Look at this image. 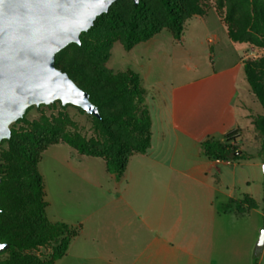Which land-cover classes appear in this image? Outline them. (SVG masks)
I'll use <instances>...</instances> for the list:
<instances>
[{
	"label": "crops",
	"instance_id": "crops-1",
	"mask_svg": "<svg viewBox=\"0 0 264 264\" xmlns=\"http://www.w3.org/2000/svg\"><path fill=\"white\" fill-rule=\"evenodd\" d=\"M206 17L194 16L186 25L203 26ZM217 18L216 28L224 32L203 34L201 40L211 68L171 87L165 97L157 93L154 115L149 108L150 146L129 157L119 178L102 158L81 155L64 142L44 150L51 160L42 176L52 216L79 225L63 259L75 264H252L258 246L257 264L264 263L256 222L246 227L244 220L256 209L241 215L222 211L230 199L256 197L239 186L237 161L200 151L202 141L241 132L253 120L254 95L248 83L239 87L251 48L230 40ZM159 34L130 50L146 51L161 40ZM184 43L183 34L178 40L171 36L172 48L187 52Z\"/></svg>",
	"mask_w": 264,
	"mask_h": 264
},
{
	"label": "trees",
	"instance_id": "trees-1",
	"mask_svg": "<svg viewBox=\"0 0 264 264\" xmlns=\"http://www.w3.org/2000/svg\"><path fill=\"white\" fill-rule=\"evenodd\" d=\"M198 1L139 0L135 4L133 0H116L107 12L95 19L87 31L81 32L79 44L70 43L58 51L54 57L55 66L66 72L89 94L91 102L100 112L98 118L92 116L103 126L106 138L100 145L77 131H64L59 140L81 155L102 158L106 169L119 178L129 157L136 152H145L150 146L151 117L140 75L130 68L112 71L101 63L109 57L116 31L121 33L119 41L126 50L163 29H167L173 39H180L187 21L205 14ZM214 2L217 11L222 13L223 10V20L230 40L264 47V0ZM100 21L104 22V28L94 37L92 32L98 28ZM76 53L93 58L97 63L85 68ZM243 72L250 92L264 109V55L256 59H244ZM253 125L261 134L259 151L264 152V115L255 118ZM10 131L11 137L0 142V242L9 244L0 252V256L6 254L0 258V264H53L65 255L70 241L79 233V226L74 227L61 221L52 222L46 215L48 202L37 164L41 153L58 140L45 144L41 153L29 148L4 151L2 144L12 141L16 135L15 130L11 128ZM237 133L238 129L225 134L222 139L209 138L202 141L201 153L209 158L229 162L251 158L252 154L236 145L234 140ZM22 135L35 138L27 132ZM262 201L264 209V188ZM257 207L259 205L256 201L245 194L242 198L230 199L222 211L226 213L232 210L241 215ZM49 243H52V253L47 261L37 259L27 252ZM260 249L256 246L252 264H257Z\"/></svg>",
	"mask_w": 264,
	"mask_h": 264
},
{
	"label": "rangeland",
	"instance_id": "rangeland-1",
	"mask_svg": "<svg viewBox=\"0 0 264 264\" xmlns=\"http://www.w3.org/2000/svg\"><path fill=\"white\" fill-rule=\"evenodd\" d=\"M198 4L205 11L207 19L203 26L185 25L183 35L185 36L186 44H184L189 51L184 52V50L179 51L178 49L172 48L171 34L167 29H163L159 32V39L161 40L147 47L146 51H141V49H139L140 47L133 50H126L119 41L121 33L116 31V37L114 41H112L109 50V57L105 62L101 63L102 66L112 71H123L130 68L137 72L140 77L144 79L142 81V86L146 90L145 102L148 109L150 106L153 107V115L155 114L154 104L156 102L157 93H161V96L163 95L165 97L171 87L185 81L196 79L204 75L211 68L210 57H208L205 52L206 44H201V40L207 33L209 36L213 31L219 33L221 31L224 32L221 28H216L218 26L217 17L224 22L223 10L222 13H220L215 9L214 0H199ZM101 28H104L103 21L99 22L98 28L93 30L92 35L95 37V34L98 33ZM245 44L251 48L250 51L248 50L245 53V59H256L264 55L263 46H256L247 42ZM75 55L85 68L90 67L93 63H97V60L89 58L82 53H76ZM242 84H247L244 75H242L241 82H239V87H241ZM239 91L242 94L244 92L241 88ZM251 98L252 102L250 109L254 120L259 115H264V109L257 99L254 97ZM64 106L65 107L61 106V103L57 100L50 104L30 106L21 118L9 125L10 129L12 128L15 130L16 135L12 141L2 144L3 150L8 151L18 148H29L41 153L43 146L48 142L54 140H58L57 143L63 142L59 140V137L64 131H77L87 139L97 141L100 145L105 142L104 128L99 122L94 120L92 115L87 114L74 105L65 104ZM253 120L249 122L250 124L247 123L246 127L241 130V132L238 131V135L234 140L240 149L244 150L246 153L252 154V157L249 159L236 160L237 167L235 169V176L239 181L240 187L243 186L246 192L250 189V192L256 196L254 199L259 205L256 211L251 212L250 215L245 214L244 219L246 227L256 222L257 243L262 230H264V209H262L264 152L259 151L261 134L254 128L252 124ZM24 132L33 134L35 138L32 139L22 135ZM50 161L47 155L44 153L41 155L37 164V168L41 175H43L46 164L49 165ZM57 206L60 212L65 211L59 203ZM53 209L48 205L46 206V215L48 219L52 222L60 221L52 216L54 214V212H52ZM27 252L37 259L47 261L51 258L52 243L45 246H38ZM5 256L6 254H3L0 258ZM62 257L54 261L53 264L73 263L71 260H66Z\"/></svg>",
	"mask_w": 264,
	"mask_h": 264
},
{
	"label": "water",
	"instance_id": "water-1",
	"mask_svg": "<svg viewBox=\"0 0 264 264\" xmlns=\"http://www.w3.org/2000/svg\"><path fill=\"white\" fill-rule=\"evenodd\" d=\"M115 1L0 0V142L32 105L59 100L100 116L89 94L55 66L54 57L68 44H79L81 32ZM263 243L264 230L257 240ZM0 245V252L9 246Z\"/></svg>",
	"mask_w": 264,
	"mask_h": 264
},
{
	"label": "snow or ice",
	"instance_id": "snow-or-ice-1",
	"mask_svg": "<svg viewBox=\"0 0 264 264\" xmlns=\"http://www.w3.org/2000/svg\"><path fill=\"white\" fill-rule=\"evenodd\" d=\"M0 247H3V245H0Z\"/></svg>",
	"mask_w": 264,
	"mask_h": 264
}]
</instances>
